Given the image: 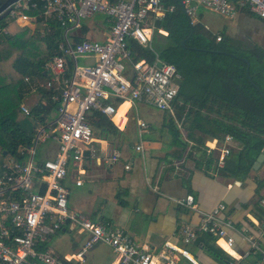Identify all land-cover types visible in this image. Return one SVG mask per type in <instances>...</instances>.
Masks as SVG:
<instances>
[{
    "label": "built area",
    "instance_id": "built-area-1",
    "mask_svg": "<svg viewBox=\"0 0 264 264\" xmlns=\"http://www.w3.org/2000/svg\"><path fill=\"white\" fill-rule=\"evenodd\" d=\"M180 2L191 23L196 20L200 7L221 16L247 10L264 20V0ZM39 4L41 13L29 15ZM173 10L174 5H164L162 0H17L7 7V15L0 20V37L8 35V28L13 24L34 25L43 35L50 30L49 20H53L60 29V43L59 53L44 65V83H32L25 77L30 91L37 88L51 91V100L57 104L53 118L45 124H36L32 145L19 146L15 154L3 152L0 155V264H65L70 260L59 258L43 246L65 226L87 233L84 248L97 242L108 245L118 258V264H177V254L197 264L190 259L187 249L165 243L155 254L145 245L137 244L125 230L95 224L69 210L68 192L62 184L69 159L80 161L83 146L91 141L93 127L89 117L94 111L111 116L121 100L144 104L168 113L179 131L182 130V120L176 119L174 110L181 74L156 55L152 62L145 58L134 61L128 48L131 40L150 48L153 22ZM96 13L104 15L110 27L109 36L103 41L81 33L84 25L81 21L92 19ZM220 39L218 35L216 41ZM79 58L91 62L85 61L80 66ZM20 109L24 115L30 114V107L25 103ZM136 124L138 131L147 128L146 122L138 117ZM232 140L230 135H225L218 144L219 167L229 154ZM184 141L190 148L192 142ZM48 142L57 143L54 158L35 162L38 146ZM141 149L140 144L135 146L136 151ZM116 159L112 157L113 161ZM42 187L44 191L40 192ZM173 201L193 208L191 195ZM225 209V205L219 203L211 212L202 214L196 227L183 225L179 230L182 241L191 243L199 233L207 232L216 237V244L222 250L228 251L219 244L220 240L232 250L234 239L227 229L233 225L224 214ZM258 234L264 236V223L260 224ZM243 237L250 242V250L233 258L229 264H244L251 257L254 258L251 264H264V248H260L258 238L246 232Z\"/></svg>",
    "mask_w": 264,
    "mask_h": 264
},
{
    "label": "crops",
    "instance_id": "crops-1",
    "mask_svg": "<svg viewBox=\"0 0 264 264\" xmlns=\"http://www.w3.org/2000/svg\"><path fill=\"white\" fill-rule=\"evenodd\" d=\"M195 22H200L212 34L228 36L231 45L239 52L252 56L254 53H264V20L251 13L240 10L230 16H221L200 7ZM83 24L88 27L85 36L90 39H95V36V40L103 41L109 36L97 28L98 22L94 23L93 18ZM106 25L110 30L109 25ZM85 61L89 60L82 59V62ZM138 106L135 105L134 123L129 116L132 103H120L116 112L108 116L119 133L110 135L101 131L95 134L93 127L91 141L83 146L82 159L68 163L62 184L68 192L69 210L84 215L95 224L125 230L137 244L145 245L152 253H159L163 245L169 243L187 249L197 264H216L202 250L193 247L192 242L184 243L179 230L183 225L196 227L203 213H209L219 203H223L226 207L224 214L233 225V228L227 229V233L233 237L234 245L227 253L236 259L250 250V242L243 237V232L258 238L260 248H264V236L259 237L258 234L260 223L250 213L256 202L264 208V160L257 170L252 167L243 181L208 176L196 166L197 162L205 158L202 152L188 155L190 148L187 147L182 159L174 158L178 148L164 130L169 114L157 109L161 112L157 117L142 119ZM137 117L146 122L147 128L138 131ZM221 120L227 121L226 118ZM180 134L183 140H189L183 130H180ZM220 142L215 139L206 141L215 156ZM48 143L53 146L46 159H52L57 143ZM139 144L142 149L136 151L135 146ZM229 147L236 150L241 148L233 140ZM113 156L117 157L115 161L112 160ZM170 162H174L173 169L169 168ZM180 165L189 172L188 175H182L175 168ZM151 187L156 188V191ZM188 195L193 196V208L179 206L173 201ZM120 199L126 205H120ZM249 222L252 225L249 226ZM86 240L87 233L65 226L43 246L59 258L75 264H118V258L108 245L97 242L84 248ZM222 243L220 240L219 244ZM91 247L86 258L81 259V254ZM177 258V264H193L179 254ZM253 259L248 258L246 262H252Z\"/></svg>",
    "mask_w": 264,
    "mask_h": 264
},
{
    "label": "trees",
    "instance_id": "trees-1",
    "mask_svg": "<svg viewBox=\"0 0 264 264\" xmlns=\"http://www.w3.org/2000/svg\"><path fill=\"white\" fill-rule=\"evenodd\" d=\"M162 3L174 5V10L154 21L150 48L133 40L128 42L130 56L134 61L145 58L152 62L156 55L160 61L176 68L181 74V84L174 110L176 119L182 120L185 137L193 142L188 155L202 152L205 158L196 166L208 176L243 181L264 149V54L249 56L239 52L228 36L220 35V41H216L217 35L200 22L191 23L179 0H162ZM40 13V4L28 12L29 15ZM8 29V35L0 37V155L3 152L15 154L19 146L32 145L36 124L51 120L57 106L51 100V91L37 88L39 101L30 107V114L24 115L20 109L30 91L25 77L32 83H44V65L59 53L60 29L53 20H49V32L43 35L39 27L33 30L28 25L13 24ZM87 30L83 25L81 33ZM251 56H256V61ZM42 100L45 104H41ZM166 119L164 130L178 148L173 156L182 159L188 145L181 138L175 120L171 116ZM89 122L106 134L119 133L110 118L98 111L90 115ZM225 135H230L241 148H229L223 166L219 167L206 141L220 142ZM170 163L169 168L173 169L174 162ZM175 168L182 175L187 173L182 165ZM43 191L42 187L40 192ZM119 204L126 205L122 199ZM250 213L260 224L264 223V208L258 202L253 204ZM191 245L216 264H229L234 260L216 245V237L210 233H199ZM65 264L75 263L65 261Z\"/></svg>",
    "mask_w": 264,
    "mask_h": 264
},
{
    "label": "rangeland",
    "instance_id": "rangeland-1",
    "mask_svg": "<svg viewBox=\"0 0 264 264\" xmlns=\"http://www.w3.org/2000/svg\"><path fill=\"white\" fill-rule=\"evenodd\" d=\"M205 13H207V11H204ZM216 16V15H215ZM218 16V15H217ZM216 16V17H217ZM222 18V17H220ZM93 22H98V26L97 28L100 29L101 31H103L105 34H109L110 30L108 28V26L104 23V15L100 14V13H96L93 17ZM81 23H84V20L81 21ZM34 25H30V27L33 30H36L35 28H33ZM92 37V36H91ZM93 38L96 39L95 36H93ZM246 54V53H245ZM250 56V53H247ZM264 54V53H262ZM251 58L256 61V56ZM78 64L81 66L83 65L82 59L79 58L78 59ZM41 83V82H39ZM23 103H25V105H28L29 107H31L32 105L36 104V102L39 101V94L37 93V91H28L27 94L25 95V97L23 98ZM133 107L132 109L129 111V116L132 117V121H134V118L136 116V107L135 105L132 103ZM138 108V113L140 118L142 119H152L153 117H157L158 114L161 112H159L156 108L151 107V106H142L140 104ZM135 123V121H134ZM95 134L97 133H101V131L98 128H95ZM94 134V133H93ZM53 144L52 143H45V144H40L36 150V155H35V159L34 161H43L46 158H48V156L50 155V147H52ZM74 162L72 159H69V162ZM69 175H71V173H69Z\"/></svg>",
    "mask_w": 264,
    "mask_h": 264
},
{
    "label": "water",
    "instance_id": "water-1",
    "mask_svg": "<svg viewBox=\"0 0 264 264\" xmlns=\"http://www.w3.org/2000/svg\"><path fill=\"white\" fill-rule=\"evenodd\" d=\"M15 1H17V0H9L8 4H6L5 6H3V7L0 8V13H1V12H2L7 6H9L10 4H12V3L15 2ZM180 5H181V7H182V3H181V2H180ZM7 13H8L7 9H6L3 13H1V15H0V20L3 19V18L7 15ZM181 45H182V46L184 45V41L181 42ZM248 70H249V65L247 64V68H246V73H247V74H248ZM43 75H45V72H43ZM178 84L180 85L181 82L178 81ZM5 153H6V152H4V154H5ZM263 160H264V149L261 151V153H260V154L258 155V157L256 158V161H255V163H254V165H253V169H254V170H257L258 167H259V165H260V163H261Z\"/></svg>",
    "mask_w": 264,
    "mask_h": 264
},
{
    "label": "bare ground",
    "instance_id": "bare-ground-1",
    "mask_svg": "<svg viewBox=\"0 0 264 264\" xmlns=\"http://www.w3.org/2000/svg\"><path fill=\"white\" fill-rule=\"evenodd\" d=\"M124 104H128V103H124ZM128 106H129V104H128ZM118 120H119V119H118ZM98 244H102V243L99 242ZM96 245H97V244H96ZM222 245H223V247H225V248L228 250V248L226 247V245H225L224 243H222ZM92 248H93V247H91V248L85 250V251L81 254L80 258H81V259H85L87 253H88ZM190 259H191L192 261H194L193 258H190Z\"/></svg>",
    "mask_w": 264,
    "mask_h": 264
},
{
    "label": "flooded vegetation",
    "instance_id": "flooded-vegetation-1",
    "mask_svg": "<svg viewBox=\"0 0 264 264\" xmlns=\"http://www.w3.org/2000/svg\"><path fill=\"white\" fill-rule=\"evenodd\" d=\"M8 2H9V0H0V8L5 6L6 4H8ZM7 7L1 13H3L7 9ZM1 13H0V15H1Z\"/></svg>",
    "mask_w": 264,
    "mask_h": 264
}]
</instances>
